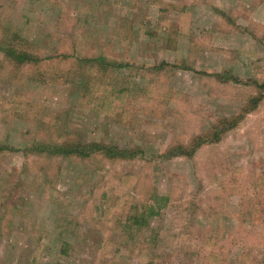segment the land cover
<instances>
[{
    "label": "rangeland",
    "instance_id": "rangeland-1",
    "mask_svg": "<svg viewBox=\"0 0 264 264\" xmlns=\"http://www.w3.org/2000/svg\"><path fill=\"white\" fill-rule=\"evenodd\" d=\"M4 29L42 56L129 63L133 94L165 63L175 94L119 124L27 69L0 81V264H264V0H0ZM233 117L193 158L167 157ZM69 137L140 154L36 150ZM154 196L171 199L133 224L128 205Z\"/></svg>",
    "mask_w": 264,
    "mask_h": 264
},
{
    "label": "trees",
    "instance_id": "trees-1",
    "mask_svg": "<svg viewBox=\"0 0 264 264\" xmlns=\"http://www.w3.org/2000/svg\"><path fill=\"white\" fill-rule=\"evenodd\" d=\"M4 31V34L0 36V52L3 54V59L0 62V81L9 82L6 84L10 87L17 85L15 82L23 73V69H27L31 71L30 78L41 84H65L70 88H75V91L80 94L79 100L81 99L88 106L90 105L91 110L100 116L104 115L109 121L119 124L130 122L132 114L138 113L140 104L147 102L148 99L151 100L153 96H157L159 100L163 98L160 100L162 102L170 101V98L173 101L174 90L168 89L166 91L164 89L165 80L161 81L159 77L168 69L165 63L148 69L141 67L139 70L148 71L146 76H156L157 79H150L149 84L146 80L142 84L137 83L140 89L135 92L136 94H133L130 81L126 79L127 74H125L127 70L133 68L129 63L112 61L103 51H99L97 56L91 58H80L71 54V52L74 53L73 47L70 49L71 52L67 54L57 51L53 55L42 56L36 45L19 33H11L6 29ZM170 68L173 69V66ZM183 68L191 70L186 66ZM259 88L263 89L260 94L262 97L264 85H260ZM260 96L254 100H260ZM233 118V120L222 119L212 126L209 134L194 137L195 139L187 146L178 145L171 148L167 152V157L193 158L198 148L205 144L218 142L222 132L220 127L227 128V126L234 125L236 118ZM48 120L50 122L52 119L48 118ZM59 142L61 145L41 144L40 148L37 147L36 150L50 155L74 156L84 160L92 159L98 155L107 159H132L140 154V151L129 153L96 142L84 143L79 138L69 137V140L65 141L64 144ZM170 199L169 197H150L148 202L156 204L155 207L151 205L146 207L145 204L134 207L130 203L127 212L133 210L129 219H132L135 225L145 224L144 222L149 218L159 216L163 207L162 203H168Z\"/></svg>",
    "mask_w": 264,
    "mask_h": 264
}]
</instances>
